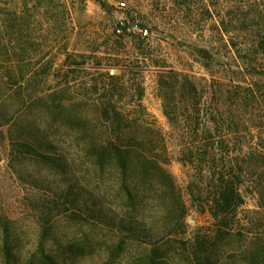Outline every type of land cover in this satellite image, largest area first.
<instances>
[{
    "label": "rangeland",
    "instance_id": "374dc122",
    "mask_svg": "<svg viewBox=\"0 0 264 264\" xmlns=\"http://www.w3.org/2000/svg\"><path fill=\"white\" fill-rule=\"evenodd\" d=\"M63 1L69 20L53 32L42 28L37 38L45 53L56 56L53 69L33 77L27 66L20 94L0 86V264H196L207 254L216 264H264V210L257 198L244 187L237 220L216 235L217 225L201 212L197 195H189L187 170L176 162L178 145L188 136L169 124L159 97V80L170 72L204 87L207 103L208 86L237 77L241 62L229 38L220 35L223 20L229 31L241 28L236 1ZM126 20L142 28L114 34ZM63 62L83 64L67 71L60 70ZM128 67L131 73H125ZM110 77L123 80L114 100L126 114V130L103 114L101 84ZM141 94L144 116L137 107ZM31 97L39 100L27 106ZM119 135L122 143L148 149L136 147L132 159L171 161L165 169L183 211L152 176L145 182L128 178L137 187L130 183L131 191H124L112 163L102 174L93 170L90 163ZM24 145L51 159L32 155Z\"/></svg>",
    "mask_w": 264,
    "mask_h": 264
},
{
    "label": "trees",
    "instance_id": "16d2710c",
    "mask_svg": "<svg viewBox=\"0 0 264 264\" xmlns=\"http://www.w3.org/2000/svg\"><path fill=\"white\" fill-rule=\"evenodd\" d=\"M235 1L241 28L236 26L229 31L223 20L220 35L229 38V47L241 62L237 67V77L227 83L217 82L208 86V103L203 101L204 87L186 75L170 72L159 80V97L169 124L188 136L187 142L178 145L176 162L187 170L189 195H197L196 202L201 212L209 214L217 225V236L225 234V228L237 220L238 210L245 203L244 187L257 198L256 206L264 210V0ZM69 16L63 0H0V86L6 85L8 90L20 91V94L24 89L27 66L32 67L29 73L33 77L44 69L46 72L53 69L56 56L51 58L49 51L45 53L42 45L37 44V38L41 36L39 31L45 28L47 33L53 32L61 22L69 20ZM242 24L246 26L245 33H242ZM134 27L142 28L126 20L124 26L116 25L113 32L119 34L117 30L120 28L121 33L129 35ZM81 64L63 62L60 70L64 67L72 71ZM131 72L132 68H125V73ZM252 74L258 76V81L249 79ZM122 84V79H104L101 105L103 114L112 116L115 122L121 121L123 130H126V114L117 110L118 103L114 100ZM38 98L31 97L27 106ZM141 100L142 94L137 107L144 116L146 111ZM183 116L187 117L183 119L185 124L181 125ZM24 147L40 159H51L49 153H42L32 146ZM136 147L140 152H149L139 143L120 142L119 135L115 140L110 139L102 149V157L92 161L91 167L102 174L112 163L122 177L124 191H131L130 183L137 187L135 181L128 178L140 177L142 180L139 181L145 182L152 176L169 190L174 203L183 211L184 203L176 191L174 179L165 169L171 161L148 157L132 159L131 154L137 150ZM163 150H166L165 146ZM107 154H110L109 159H105ZM206 243L203 240L198 244L203 247ZM43 259L48 263L49 257L43 256ZM196 264L216 263L211 262L207 254L197 257Z\"/></svg>",
    "mask_w": 264,
    "mask_h": 264
},
{
    "label": "built area",
    "instance_id": "2783aa9c",
    "mask_svg": "<svg viewBox=\"0 0 264 264\" xmlns=\"http://www.w3.org/2000/svg\"><path fill=\"white\" fill-rule=\"evenodd\" d=\"M120 6L121 7H125V3H120ZM124 21H120L118 24L120 25V26H124ZM117 24V25H118ZM117 33H121V30H120V28L117 30ZM140 33H141V35L143 36V37H146L147 35H148V31H147V29H141L140 30ZM109 74L112 76L113 75V71L112 70H110L109 71Z\"/></svg>",
    "mask_w": 264,
    "mask_h": 264
},
{
    "label": "water",
    "instance_id": "95a60500",
    "mask_svg": "<svg viewBox=\"0 0 264 264\" xmlns=\"http://www.w3.org/2000/svg\"><path fill=\"white\" fill-rule=\"evenodd\" d=\"M110 9H111V7L109 5H106L104 7V11H106V12H108ZM202 57L203 58H206L207 57V53L205 51L203 52Z\"/></svg>",
    "mask_w": 264,
    "mask_h": 264
}]
</instances>
